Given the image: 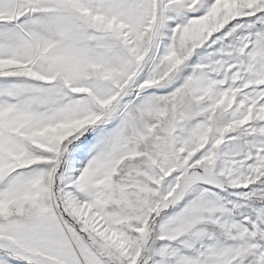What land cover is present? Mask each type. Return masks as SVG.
I'll list each match as a JSON object with an SVG mask.
<instances>
[{
    "label": "snow or ice",
    "instance_id": "6c2138e0",
    "mask_svg": "<svg viewBox=\"0 0 264 264\" xmlns=\"http://www.w3.org/2000/svg\"><path fill=\"white\" fill-rule=\"evenodd\" d=\"M0 264H264V0H0Z\"/></svg>",
    "mask_w": 264,
    "mask_h": 264
}]
</instances>
